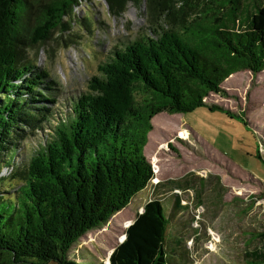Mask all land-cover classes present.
I'll return each mask as SVG.
<instances>
[{"label":"trees","instance_id":"16d2710c","mask_svg":"<svg viewBox=\"0 0 264 264\" xmlns=\"http://www.w3.org/2000/svg\"><path fill=\"white\" fill-rule=\"evenodd\" d=\"M79 1L0 0V264H79L80 239L155 179L153 117L223 110L211 94L264 71V0H104L115 17L144 3L147 27L61 103L28 52L65 31ZM165 200L144 205L109 264H195L206 229L181 196ZM245 256L264 264V248Z\"/></svg>","mask_w":264,"mask_h":264},{"label":"rangeland","instance_id":"374dc122","mask_svg":"<svg viewBox=\"0 0 264 264\" xmlns=\"http://www.w3.org/2000/svg\"><path fill=\"white\" fill-rule=\"evenodd\" d=\"M65 22V31L28 52L58 82L61 103L89 92L98 65L147 27L144 3H130L115 17L104 0L79 1ZM222 89L225 95L211 94L207 102L223 110L153 117L144 152L155 179L127 208L81 238L70 258L79 264H109L144 205L176 193L206 229L194 249L195 264H254L245 254L264 248V71L236 73ZM144 97L138 94L139 100Z\"/></svg>","mask_w":264,"mask_h":264}]
</instances>
